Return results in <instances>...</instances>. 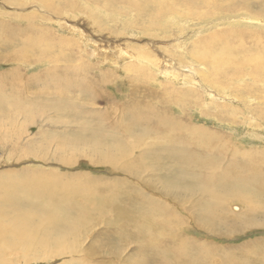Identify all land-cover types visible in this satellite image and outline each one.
Segmentation results:
<instances>
[{
	"label": "rangeland",
	"instance_id": "rangeland-1",
	"mask_svg": "<svg viewBox=\"0 0 264 264\" xmlns=\"http://www.w3.org/2000/svg\"><path fill=\"white\" fill-rule=\"evenodd\" d=\"M171 2L180 11L165 12L148 24L144 0H0V23L7 26L6 33L0 30V113L6 114L12 109L8 112L14 114L13 119L0 120V175L4 176L1 180L7 184L11 181L9 178H15L16 182L11 186L20 188L39 187L42 182H47L57 186L54 190L62 188L60 193L63 191V194L71 192L68 184L78 190V199L71 195L66 200L67 205H60L59 208L53 200H49L48 210L56 209L69 218L55 229L53 236H50L51 231L46 235L55 240L68 232L71 222L81 213L82 210L77 209L83 202L90 203L84 207L87 209L86 218L98 210L99 204L95 202L91 186L112 188L118 182L117 187L120 185L123 188V184L130 187L132 183L148 194L146 199L157 202L155 207L172 210L165 218L179 221L169 232L157 236L154 232L149 234L157 237L159 244L189 239L194 241L192 244L186 242L192 257L193 244L205 245L200 249V259H194L195 263L177 258L162 264H264L262 204L255 198L244 197L242 193V196L238 193L232 195L223 183L218 186L221 190L204 198V201L189 200L177 205V192L186 190L190 195L196 193L189 178L183 176L190 165H181L177 161L179 150L184 148L182 143H176L171 152L169 148H164L168 144L160 141L154 132L155 121L142 126V129L149 127L153 131L148 138L127 126V139L117 133L112 141L102 143V147L110 146L108 159H115L114 165L90 155L85 145L75 143L80 138L89 139L91 135L77 130L81 120H72L68 117L69 111L74 114L79 110L91 115L107 114L110 124L115 121L112 128L121 130V117L119 121L117 115L108 116L113 106H122L114 112L120 111L118 114L122 115L127 111L125 106L135 101L132 91L149 89L162 95L165 94V86H169L173 95L190 92L198 95V99L185 106L168 104L164 108L170 109V112L160 113V117L181 119L185 124L190 123L194 127L202 125L219 132L223 137L216 143L221 148L215 151L214 157L218 162L224 161L223 168L229 170L228 174L234 170L236 163H241L233 157L234 151L237 155L242 153L252 157L260 155L261 160L264 158V76H257L260 68L252 60L245 65H231L224 69L225 50L221 52L223 46L241 41L242 36L249 32L264 35V27L259 23L250 24L243 20L259 18L256 15L264 18L263 7L249 6L248 0H215L212 4L204 2L200 5L185 0L186 11L179 0ZM51 7L57 10L51 11ZM152 7L160 9L163 3L156 0ZM30 25L49 32L37 35L41 43H27L30 34L25 28ZM220 29L227 30L225 40L213 38L214 35L210 37L215 46H222L218 56L224 61L220 68H216L213 66L215 57L200 60L191 53L203 46L198 45L208 39L207 36ZM51 35L74 43L77 50L70 58L59 60L54 56L67 52L62 47H52L48 56L36 52L39 47H50L49 42L48 46L41 44ZM243 41L246 46L250 44L249 40ZM253 41L257 48L264 45L261 38ZM74 70H78L79 81L73 79L75 82L71 86L78 90L72 91L67 77L72 76ZM43 87L46 94L39 98ZM58 95L79 105L78 110L71 109L73 105L63 109L59 106L61 100ZM132 109L142 114L150 111L141 106ZM84 120L91 122L88 117ZM164 128L172 131L168 125ZM72 141L76 145H72ZM147 144L160 147L158 150L149 147L145 159H139V153L146 149ZM122 165H130L128 169L135 174L134 178L138 176L139 183L147 184L142 185L129 178ZM165 188L174 190L163 195ZM138 190L134 193L132 190L131 194L127 190L129 198L138 195ZM155 207L151 209H157ZM200 207L210 212L199 211ZM213 213L217 217L213 218ZM195 214L203 225L206 222V228L195 225ZM94 217H98L99 222L94 227L90 222L85 224V229L77 234L79 238L65 239L62 242L64 249L59 250L52 240L47 241L48 248L54 245L53 253L39 255L42 261L28 262L30 257H34L32 254L23 259L11 253L7 256V264H143L140 257L134 259L132 256L136 254L134 244L125 252L119 249L120 245L107 247L109 245L102 244L103 237H100L99 231L105 230L103 226L110 228L103 222V218L108 216L96 213ZM67 246L76 249L75 252L64 253ZM88 249L100 252V256L84 259ZM117 250L120 257L101 256ZM154 252L166 254L162 250ZM167 257L175 258V255L167 253L164 259Z\"/></svg>",
	"mask_w": 264,
	"mask_h": 264
},
{
	"label": "bare ground",
	"instance_id": "bare-ground-1",
	"mask_svg": "<svg viewBox=\"0 0 264 264\" xmlns=\"http://www.w3.org/2000/svg\"><path fill=\"white\" fill-rule=\"evenodd\" d=\"M121 1L123 0H119V2ZM155 1L156 0H144V4H145L144 12L148 17V24L151 23L152 19L160 17V15L165 12L180 11L178 7L177 8L174 7L171 0H159L163 3V7H161L160 9L153 8L152 5L153 3H155ZM179 1L183 4V7H185L187 11L185 0H179ZM188 1H192L194 5L195 4L200 5L203 4L204 2L208 4H212L213 2H215V0H188ZM125 5L126 3L123 4V6ZM248 5L262 6L263 7L262 11L264 13V6H263L264 0H248ZM56 10H57L56 7H51V11L55 12ZM256 17L262 18L257 15ZM259 18L248 17V18H244L243 20H245L247 23L250 24L259 23L262 27H264V18L262 19ZM61 27H63V25H61ZM6 28L7 26L4 23L3 24L0 23V30L2 32L4 31V33H6L5 30ZM25 29H27V31L30 34L27 43L31 45L41 43V38H37L38 34L45 35L49 33L44 29H40L39 27H34L31 25L27 26ZM225 35H227V30L220 29L214 32L210 36H207L208 39L199 43L198 46L203 45L202 47H199L196 50L193 49L191 54L200 60H206L207 57H213V58L215 57L214 58L215 60L213 59L214 61L213 66L216 68H220L224 60L219 59L220 56H218L219 55L218 52L221 50L222 46H215L212 43V41H210V37L213 36V38H222L223 40H225L226 39ZM9 38L11 37H8V39ZM260 38L264 40V35H261L259 33L249 32L248 34L242 36L241 41H236L232 45L227 44L223 46L224 49H222L221 52L225 50V52H223V56L225 55L226 57L225 60L226 64L224 65V69L230 68L231 65L233 66L245 65L248 64L250 60H252L256 62L255 66L258 65V67L260 68V72L259 74H257V76L259 77L264 76V45L261 46L260 48H257L253 41V39L257 40ZM243 40L246 41L249 40L250 44L246 46ZM21 42L24 43L23 40H21ZM47 42H49L50 47L48 48L39 47L35 49V51L40 53L41 55L48 56L50 54L49 50L52 47H56V46L62 47L67 52L63 55L57 54L56 56H54V59L59 60L61 58H65V59L70 58L77 50V46L74 43L71 44L64 38H57V37L55 38L52 37L51 35L49 38L45 40V43L41 45L48 46ZM227 53L229 54V56ZM79 68L83 71L82 69L83 67L81 68V65H79ZM232 70H235L234 74L237 73L236 69L233 68ZM77 71L74 70L72 76L67 77L68 80L67 84H70V88L72 91L78 90L75 89V87L71 86L73 82H75V80H73L74 78L78 80L76 75ZM180 93H181L180 96L173 95L171 93L169 86H165V94L162 95L154 92L153 90L150 91L149 89H146L145 91H142V89L140 90L137 89L132 91L131 95L135 97V101H130L128 106L127 105L125 106L124 109L127 111L122 112V115L118 114L120 111H118L115 114L114 113L116 111L115 109L118 110L119 107L121 108L123 107L113 106V109L111 108L108 114V116L110 114L117 115L119 117L118 119L119 121L121 117L122 121L120 123L123 122V127L121 130L112 128L113 125L115 124V121L113 125L110 124L107 121V114L99 113L98 115H94V114L91 115L89 113H85L82 110H79L74 114V112L69 111L68 117H71V119L75 121L81 120V122L79 123L80 125L79 129L77 130L85 134L91 135V138L89 139L87 138L86 140L84 138H80L76 140L75 143L85 145V147L88 148L90 155H96L97 159H100L103 162L110 161L109 163L111 165H114V162L116 160L111 158L108 159L110 146L102 147L101 146L102 143L108 142L110 140L112 141L117 133H119L120 136H122L123 138L127 139V133H128L127 126L131 127L134 131L142 132L144 136H147L148 138V136H151L150 133H152L153 131L149 127L142 129V126L146 124V122L155 121L157 124L155 126L154 132L157 133V137L159 138L160 141L162 142L165 141V143L168 144L165 145L164 148L166 147L169 148L170 149L169 152H171L173 151V146L176 143L177 144L182 143L184 145L183 146L184 148H181V150H179L180 156L177 158V161L181 165L182 164L190 165V168L183 173V176L189 178L190 185L196 188V193L190 195L187 193L186 190L177 192L176 195H178V197L175 198V202L177 205H180L183 202H188L189 200H192V202L195 200H199V202L204 201L205 200L204 198L210 197L218 190H221L220 187L218 186L224 183L232 195L238 193L241 196L243 194L244 197H247L248 199L255 198L264 207V158L261 160L259 159L260 155H253V157L254 156L256 157L254 159L251 155H244L242 153L237 155L236 151H234L233 157L235 158V160L237 159L241 163H236L234 170L229 172L228 174L227 172L229 170L223 168L224 161L218 162L217 158L214 157L215 156L214 153H216L215 151L221 148V146H218L220 144L216 143L217 140L223 137L219 132L217 131L214 132L202 125L198 127H194L190 123L185 124L181 119L178 120L175 118L160 117V113L170 112V109L164 108L168 104L179 103L182 106H185L190 103H193L194 101H197L198 99V95L194 93H190V92H185V93L180 92ZM45 94H46V88L43 87L38 96L40 98L43 97ZM58 97L61 100L59 106L64 107L63 109L69 108L70 105H73L74 108L71 109L78 110L77 108L79 105L76 104L74 105L71 102L64 100L63 98L60 97V95H58ZM145 99H148V101H145ZM135 106H141L143 108L146 107L150 111H147L144 114H142L141 112H135L132 109ZM53 109L56 110L57 108L54 107ZM10 110L12 109H9L8 111ZM8 111L6 114L0 113V120L6 118L7 119L14 118L13 117L14 114ZM106 112L107 111H105V113ZM84 117H88L89 119H91V122L84 120ZM185 120H188V118L185 117ZM164 125H168L169 128L172 129V131L166 130L164 128ZM217 126L223 128L220 124H217ZM178 132L180 133L175 135ZM112 133L113 136H111ZM120 141H122V139H120ZM75 143L72 141V145ZM64 145L65 142H63L62 146ZM149 147H153L155 150H158L160 146H153V144H147L146 149H144L143 151H141V153H139L140 154L139 159H145V154ZM80 149L82 148L80 147ZM233 157L231 158L234 159ZM214 158L216 159L215 162H214ZM90 160L94 161L93 158L92 159L90 158ZM251 161L254 162L252 163ZM122 166L125 168L124 173H127L129 175V178L136 180L137 181L136 183H139L137 180L138 176L137 179H135L133 176L135 174L130 169H128L130 165L129 167L126 165H122ZM194 168L196 169L194 170ZM2 177L4 176L0 175V180L2 179ZM9 179L11 181H9L8 183L11 184L8 183L5 184L4 180L3 181L1 180L0 182L1 185L0 186V264H7L8 262L7 256H9L11 253L23 259L29 258L32 254V256L34 257H30V260H27L28 262L42 261L40 260L42 259V256L39 255H42L44 252L52 254L53 253L52 247L54 245L57 246L59 250L64 249L62 242L65 239H69V238L72 239H75L76 237L79 238L77 234L79 233L80 230L85 229V224H88V222L94 224L91 226L94 227L95 224L98 223L100 220L98 217H94V214L96 213H106L108 218L105 219L103 218V222L105 224L110 225V228L103 226L105 230L99 231V233L101 234L100 237H103L102 244L109 245L107 247H111V245L112 246L120 245L119 249L122 252H125L126 250H128V248H131L134 244V247L136 249L135 252L136 254H132V256H134V259L136 257H140L142 259L143 264H162L167 260H175L177 258L182 260L183 262L185 261L186 263H195L194 259L198 260L201 257L202 251H200V249L205 246L203 244H197V243L193 244L195 245L194 255H193L194 258H193L191 253L189 252L190 246L186 244V242L192 244V242L194 241L184 238L178 240L175 243L159 244V240L157 237L149 235L152 232H154L156 236L161 233L169 232L172 229V227L179 224V221H173L172 218L171 219L165 218V216L169 215L172 210H170L167 207L165 208L155 207L158 206L157 202L150 198L146 199L148 197V194L146 195V193L140 190V188H136L135 185H133L132 183H130V187L129 185L126 186V183L123 184V188L119 187L120 185L118 186L119 188L117 187L116 184H118V182L115 184V186H112V188H108L109 186L105 188L91 186L94 196L96 198L95 202L99 204L98 210H96L95 213H93L92 215L86 218L87 209L84 207L89 206L90 203L83 202L81 206H79L77 209V211L78 210H82V211L77 216V218L71 222L68 232L62 234L59 239L55 240L46 235L51 231L50 236H53L55 229L61 227V224L65 220L68 221L69 218H65L56 209L48 210L50 208L49 200H53V203L57 207L63 204L67 205L66 200L70 198L71 195L74 198L78 199V190L72 185L68 184L70 186L69 188L71 189L70 192L71 194L70 193L63 194L64 193L63 191L62 193H60V189L62 188H60L59 190H54L57 186L53 187L47 182H42V184H40L39 187L33 185L32 187L26 186L25 188H20V187L11 186L14 182H16L15 178H9ZM139 184L144 185L147 183L140 182ZM62 187H66V186H62ZM136 189H139L138 190L139 194L138 195L135 194L134 197L129 198L127 190H129L131 194V191L133 190L134 193V190ZM181 189H183V187ZM173 190L174 189L165 188V190L163 191V195H167L170 191ZM183 196L188 198L186 199L182 198ZM209 204H210V208H212L211 203ZM153 206L157 209L152 210L151 207ZM200 210L206 213L210 212L209 210L203 209L202 207L199 208V211ZM197 217L198 216H196L195 214V218H194L195 225L197 227L206 228L207 227V224H205L206 222L203 225L202 223L203 221L202 220L199 221L200 219H197ZM214 217L217 216H215L214 214L213 218ZM214 220H217V218H215ZM105 232H107V234H104ZM143 234H146L147 236L144 237ZM49 240H52L54 242V245L51 248H48L46 245V242ZM75 250L76 249H71L70 246H67L65 248L64 253L67 254L74 253ZM155 250L158 251L162 250L166 254L169 253L175 255V258L167 257V259H164L166 257V254L155 253L154 252ZM99 254L100 252L96 253L92 249L91 251L88 249L85 250L84 259L86 257L95 258L97 256H100ZM52 256L57 257L61 255H52ZM101 256H109L114 258V256L120 257L121 254H119V251L117 250L113 254L101 255ZM27 261L24 260V262L26 263ZM97 264H104V263H97ZM132 264H134V262ZM173 264H181V263L175 262Z\"/></svg>",
	"mask_w": 264,
	"mask_h": 264
}]
</instances>
